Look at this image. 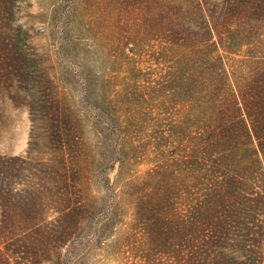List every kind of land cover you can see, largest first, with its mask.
<instances>
[{
	"label": "rangeland",
	"instance_id": "rangeland-1",
	"mask_svg": "<svg viewBox=\"0 0 264 264\" xmlns=\"http://www.w3.org/2000/svg\"><path fill=\"white\" fill-rule=\"evenodd\" d=\"M206 1L202 14L184 10L177 17L221 18L214 0ZM0 11L17 38L13 50L28 61L20 71L28 77L21 82L0 72V158L31 169L39 160L58 164L62 154L54 153L56 145L45 138L48 130L39 128L27 97L37 94L31 77L44 73L76 128L73 146L83 178L75 191L98 214L89 229L31 264H193L207 257L223 264H264V246L258 248L255 236L260 229L263 245L264 193L242 218L246 228L224 214L214 217L217 232L208 223L207 200L215 199L210 194L216 188L223 190L226 177L221 163L204 151L224 148L216 142L219 130L211 128L219 116L236 114L246 47L228 52L201 30L135 35L133 16L112 0H0ZM255 33L263 48L264 29ZM238 140L242 148L245 140ZM250 160L242 165L231 160L230 168L244 169L239 180L251 196L264 191V182H251L257 165ZM23 175L25 182L32 176ZM57 201L56 189L46 191L42 224L58 219ZM156 220L169 230V240L148 231ZM8 239L0 243V256H7ZM5 260L0 257V264H26Z\"/></svg>",
	"mask_w": 264,
	"mask_h": 264
},
{
	"label": "trees",
	"instance_id": "trees-1",
	"mask_svg": "<svg viewBox=\"0 0 264 264\" xmlns=\"http://www.w3.org/2000/svg\"><path fill=\"white\" fill-rule=\"evenodd\" d=\"M112 2L119 11L133 16L135 35H149L156 32L175 36L193 34L195 30H201L207 41H212L214 46H221L228 52L239 54L246 47L244 51L246 58L241 61L244 68L237 77L236 114L232 117L228 114L219 116L211 128V130H219L216 135L219 138L216 142L222 143L224 148L221 150L208 148L204 151L207 158L215 163H221L226 177L223 190L219 191L220 187L214 191L212 189L214 193L212 192L210 196L215 199L211 200L209 197L207 200L210 207L208 223L213 228L211 231L217 232L219 225L214 217L220 218L222 214L237 223V227H245L242 218L259 206L264 191H255L251 196L248 195L245 186L239 180V178L243 179L244 169L237 171L232 167L233 171L230 163L232 160L242 165L243 161L250 158V162L257 165L251 182H264V47L260 48L259 43L257 46L259 40L256 39L255 33L264 29V0H227L222 4L214 0V7L220 11L222 17H209L205 20L202 18L197 22L185 21L177 16L184 10L189 13L194 10L202 14L204 5L207 4L206 0H193L189 4H175L174 0H112ZM1 13L0 11V72L9 71L10 75L19 78L21 82L22 78L28 77V74L25 76L20 73L28 61H24L23 56L13 50L17 38L16 41L14 37L12 39L8 24L2 19ZM225 39L228 40L226 43H224ZM30 64L33 66L32 63ZM31 84L37 90V94L34 97L27 96L30 97L28 100L30 108L31 103L35 105L41 123L39 128L48 130L45 138L55 143L54 153H60L62 156L59 157L58 164L39 160L40 164L32 169L13 163L11 159L0 158L2 208L0 243L10 238L9 246L6 248L7 256L3 254L0 257L1 259L4 257L5 261H9L10 258L22 260L26 264L42 260L41 258L50 252L48 248L62 246L71 241L86 227L89 229L98 217L81 192L75 191L74 184L82 181L83 177L80 168L76 165L77 151L73 146V130L76 128L71 117L59 107L52 86L44 73L38 78L31 77ZM238 139L245 140L242 148L237 143ZM31 145L27 150L28 154ZM248 146L249 150L246 148ZM216 154L220 157H212ZM66 155L71 156L72 161L65 158ZM24 171L32 175L27 182L24 179ZM48 183L56 188L45 186ZM55 189L57 202L62 211L56 221L42 224L44 215L42 198L46 191L52 192ZM216 194L220 195L215 197ZM150 230L148 231L159 237H166V240L171 238L169 230L158 220H156V228ZM9 234H13L16 238ZM170 235L172 239L175 238L174 234ZM255 236L259 243L258 248H262L264 243L262 245L260 229L255 232ZM179 238H183V235ZM207 259L206 262L204 259L193 261V264L224 262ZM186 262L190 263L189 260Z\"/></svg>",
	"mask_w": 264,
	"mask_h": 264
}]
</instances>
